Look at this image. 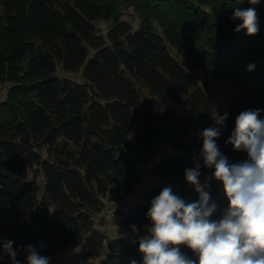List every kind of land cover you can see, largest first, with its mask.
Masks as SVG:
<instances>
[{
  "label": "trees",
  "instance_id": "trees-1",
  "mask_svg": "<svg viewBox=\"0 0 264 264\" xmlns=\"http://www.w3.org/2000/svg\"><path fill=\"white\" fill-rule=\"evenodd\" d=\"M247 0H0V239L54 257L80 243L103 200L125 199L141 183L137 168L168 142L154 168L159 183L117 220L97 264H142L138 239L151 226V200L170 186L186 203L198 193L184 170L201 165L198 133L213 104L196 74L230 75L249 88L238 98L217 144L231 162L246 158L225 140L235 117L264 110V4L259 32L234 31L233 9ZM131 9L139 19H123ZM98 22L108 25L103 33ZM254 65L249 71L248 66ZM81 72L82 82L61 76ZM264 116V111L261 112ZM42 178V181H40ZM227 207L222 185L206 189ZM120 215V214H119ZM183 251L192 257V253ZM0 264H15L2 252ZM66 264V263H62Z\"/></svg>",
  "mask_w": 264,
  "mask_h": 264
},
{
  "label": "clouds",
  "instance_id": "clouds-1",
  "mask_svg": "<svg viewBox=\"0 0 264 264\" xmlns=\"http://www.w3.org/2000/svg\"><path fill=\"white\" fill-rule=\"evenodd\" d=\"M244 0H240L243 3ZM257 6L261 0H247ZM232 20L240 23L234 31L246 35L259 32L255 7L233 9ZM250 64L248 70L254 69ZM262 109L242 110L235 117L230 137L225 140L234 152L246 158L231 162L217 144L228 113L216 111L214 127L198 133L202 139L199 156L205 168L213 169L201 182V165L184 170L185 181L198 193L196 202L186 203L170 186L152 198L147 217L151 226L138 239L142 264H264V116ZM222 185L228 204L219 218L218 205L207 191L211 181ZM14 241L0 239L2 252L16 261ZM187 248L192 257L183 251ZM27 264H50V257L33 245L24 248ZM2 258V256H0ZM130 264H137L135 259Z\"/></svg>",
  "mask_w": 264,
  "mask_h": 264
},
{
  "label": "rangeland",
  "instance_id": "rangeland-1",
  "mask_svg": "<svg viewBox=\"0 0 264 264\" xmlns=\"http://www.w3.org/2000/svg\"><path fill=\"white\" fill-rule=\"evenodd\" d=\"M246 0H244L245 2ZM264 4V0L257 6L258 9ZM123 19L133 23L134 28L138 27L139 19L135 16L131 9L124 12ZM96 28L103 33L108 25L98 22ZM57 72L61 76L82 82L81 72L65 73L58 67ZM201 85L206 90L213 104V117L216 111L220 114L229 113L230 106L238 98H249L250 90L238 80L232 79L230 75L222 77H210L202 71L196 72ZM215 121L212 118L211 127H214ZM174 151L168 142L162 145V149L154 153L150 160L146 163H139L138 170L142 175V181L135 186L134 190L125 199L118 202H108L103 200V209L100 213L93 216V226L88 233L83 234L80 243L69 247L54 257H50V264H97L98 260L103 256L107 248V243L115 236L117 220L122 218L126 212L134 207L137 203H141L146 190L159 180L154 175L155 165L159 159L165 154H171ZM42 181V178H40ZM120 214V215H119Z\"/></svg>",
  "mask_w": 264,
  "mask_h": 264
}]
</instances>
